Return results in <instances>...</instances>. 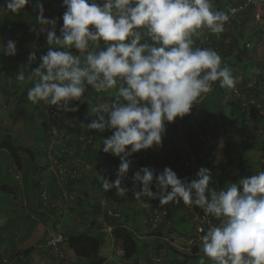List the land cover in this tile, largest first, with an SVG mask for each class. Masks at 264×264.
Returning <instances> with one entry per match:
<instances>
[{
	"label": "clouds",
	"instance_id": "9594fccd",
	"mask_svg": "<svg viewBox=\"0 0 264 264\" xmlns=\"http://www.w3.org/2000/svg\"><path fill=\"white\" fill-rule=\"evenodd\" d=\"M28 3L4 0L3 6L18 15ZM62 4L65 11L57 35L56 20L45 17L41 0L35 2L40 28L37 33L34 25L29 31L46 33L49 48L28 77L33 86L27 99L67 113L79 110L72 102H84L88 86L110 98L90 107L94 118L86 128L112 132L104 138L102 151L118 157L120 164L115 180L105 178L101 183L105 192L115 188L123 197L133 155L161 147L166 122L189 115L198 98L212 91L213 82L235 88L237 81L227 66H221L220 55L195 46L205 30L221 34L229 16L213 10L211 0H62ZM0 53L15 56L16 41L0 44ZM29 61H36L34 52ZM16 78L24 81V72ZM211 180L206 167L191 180L178 178L170 167L162 171L142 167L131 176L134 188L139 187L137 199L147 196L161 205L182 201L219 220L200 237L203 256L198 264H206L204 257L210 264H264V171L219 191L209 186Z\"/></svg>",
	"mask_w": 264,
	"mask_h": 264
},
{
	"label": "crops",
	"instance_id": "0c3cea01",
	"mask_svg": "<svg viewBox=\"0 0 264 264\" xmlns=\"http://www.w3.org/2000/svg\"><path fill=\"white\" fill-rule=\"evenodd\" d=\"M35 2L36 0H29V3L26 4L24 9L17 15L6 10L3 6L4 0H0V44H6L8 40H14L17 44V54L15 56H5L0 53V76L6 75L7 71V75L9 74L8 76L0 77V127L4 126L10 136L4 139L3 142L11 140L16 145H23L30 149L29 152L21 151L22 165L20 167L16 164L7 148H0V150L5 151L13 161V163L4 169V174L11 177V182L2 181V175L0 176V247L2 248V251H0V264H57L54 259L55 255L53 250L48 247L50 251H47V240L51 233H60L63 231L66 234H64L65 240L61 243V246L62 251L65 252L68 258H59L61 263L58 264H89L86 259L79 258L75 255L68 242L70 236L80 233L102 235L103 243L100 248V255L105 259L103 264H113L114 261H112L111 256L108 254L112 253L113 248L117 250L123 249L120 243L115 247V242H117V240L112 234L113 225L110 224L108 228L92 227L89 231H80V229L77 231L79 225L76 224L75 227L68 226V230H70L68 231L66 228L67 224H65L66 218L67 220L68 217L71 218V211L74 215L76 211L74 210L73 212V210H70L71 203L67 205L66 198L68 197L67 194H70V192H74L75 194L83 192L84 197H82L79 202H81L82 206L84 203L89 204L88 201L95 199L94 194L96 190L94 189H96V184L100 182V180L102 181V175L107 172L108 168L113 166L111 163H119V158L113 157L111 154L113 158H107L108 154L102 151L103 140L107 135L105 133H100L98 135L102 139L101 143L95 144L92 148L84 150L85 165L83 168L85 169V174L81 178L83 182H67L66 179L60 180L58 176H56V178L52 176L53 172L49 166L50 162L47 158L46 148L48 144H51L50 138L48 139V128L47 126L44 127V124L42 125L38 122L37 112H35L39 107L44 106L45 103L40 102L34 105L27 99L28 88L33 86V81L29 80L28 77L32 69L38 66L37 63L34 65L35 61H29V54L33 52L36 54L37 51L41 50L44 44L42 33L37 35L40 26L36 24L35 20L38 14L37 11H34ZM41 2L45 8V17L54 19L56 23L62 25V15L65 11L62 0H41ZM247 11L242 21V23L244 22V26H247L244 28L243 35L239 32V34H235L234 36H227L223 32V37L216 40L214 36L211 43L202 42V36L195 40V46L197 47L214 49L221 57L222 67L230 66L228 68H235L232 67V65L237 62H240L239 65H241L242 68L246 66V75H249V77H247V86H253L257 94L255 96L257 97V105L261 117L257 118L251 115L252 119H250V121H248L249 116H246V118L241 116V112L238 111V107H236L233 99L228 97L231 90L221 88L218 81L212 83V91L205 93L204 98L201 100V104L203 100L204 103L210 101L208 103L210 107L205 109L206 113L209 115L210 121L212 120L213 123L217 124L224 123L223 134L221 136L228 140V145L232 140H235L245 149L244 151L242 150V154H236V156H234L232 148L229 147L230 145L225 149V151L228 152L225 154L226 164L228 168L232 170L230 174L233 175L238 169L247 164L252 163V165H254L255 161L258 160L257 156L260 157L264 155V150L261 149V152H257L254 157L253 154H250L251 152H249V150H246L247 148H245L243 142L245 136L247 137L248 123L251 126H262V129L264 128V25L255 21L253 10ZM34 25L36 26L37 33L29 31V28ZM241 29H243V26L240 23L239 31ZM101 47H103V44ZM72 51L79 55V53H76V50L72 49ZM249 59H254L253 63L256 65H249L248 67ZM251 66L252 68H250ZM4 70L7 71L3 73ZM20 71H23L25 74L24 81H19L16 78ZM207 96H209V99L205 100ZM101 97L108 98L105 93H96L90 86L86 87L83 94V105L86 104V106L83 107L79 104V110L77 112H68L71 116L67 119L70 121V126H77L83 111L90 112V107L97 104V100L100 101ZM214 101L217 103V108L212 107L211 103ZM31 107L33 108V112L27 115L24 108ZM34 108L38 109L34 110ZM197 110L201 111L200 108H197ZM81 120H85V116H83ZM68 121L66 122L69 123ZM216 128V126L211 127V129L214 130ZM17 136H19L24 143H18L16 139ZM221 136L218 135V137ZM89 150L95 153V157L92 159L93 163L87 160ZM160 152L161 150H157V153L146 154V157H149L150 168L162 171L165 167H170L173 170V164L169 165L167 161L163 160L159 156ZM216 154L218 155V152H216ZM67 155L68 154H65V156ZM38 160H41L40 165L38 164ZM212 170L213 169L210 170L211 174ZM226 171L229 170L227 169ZM94 172L96 175L99 174L98 177L100 180H95ZM50 175L54 180L51 179ZM233 182L235 181L232 178L231 181L225 182V185L227 186ZM135 188L137 191L139 190V187ZM71 189L74 191H71ZM170 190L169 187V191ZM90 192L92 197L87 199V195ZM55 202H58L57 204L59 206L53 207ZM158 202H160L159 199H153L151 201L152 205ZM181 204L183 203L170 202L166 204L168 217L180 223V225H177L178 230H173L170 234L175 237L176 241L178 236L182 239H186L187 236L193 234L192 219L189 220L188 215L183 213L185 211H181L180 213L179 208ZM91 205L90 209L92 210L85 208L89 213H92L95 209L98 210V208H101V202ZM186 211L188 212L189 210ZM83 212L84 211H81L80 213L82 214ZM188 214L191 217L190 211ZM140 215L141 212L137 209L133 211L135 220L141 221ZM183 215H186V219L188 218L186 222L191 223V231H188L187 227L183 225L185 223L181 222L183 220ZM130 216H132V212H129V217ZM211 219L214 223L219 222V220L213 216ZM87 220L90 223V220ZM64 225L65 228L62 229ZM137 225L140 226L141 224L137 222ZM130 226L131 225L128 227L132 229ZM132 230L135 232L138 239V254L133 258L131 257L133 263L140 261L142 252L143 254L145 253L143 250L146 248V239L149 243L155 244L156 246L154 247L157 248L163 245L168 247L169 243H171L170 240L168 242L167 238L169 234H165L163 230L159 232L153 230L159 235L157 240L154 238L155 235L152 232L146 234L142 229L140 232H136L134 228ZM148 237H151V239ZM174 245L181 248L177 243H174ZM173 258L176 257L174 256ZM205 261L206 264H210L208 259H205ZM143 263L146 264V260ZM174 264L177 263L175 262Z\"/></svg>",
	"mask_w": 264,
	"mask_h": 264
},
{
	"label": "rangeland",
	"instance_id": "374dc122",
	"mask_svg": "<svg viewBox=\"0 0 264 264\" xmlns=\"http://www.w3.org/2000/svg\"><path fill=\"white\" fill-rule=\"evenodd\" d=\"M256 3H251L249 7H253V16L257 23L264 25V0H255ZM231 0H211L213 10H219V11H225L227 7L230 5ZM235 2L238 3V0H235ZM248 7V8H249ZM243 9L240 11L238 19L233 21L230 24L224 25V33L227 36H234L235 34H239V28H240V22L243 20L244 15L246 14L247 9ZM260 14V19H257L256 14ZM245 18V17H244ZM252 19V18H251ZM252 21V20H251ZM58 24V23H57ZM247 26H243L244 28ZM222 32V33H223ZM245 34V33H244ZM243 35V34H242ZM228 42V41H227ZM47 46H42L41 50H44ZM40 51H37V53ZM254 59L248 60V67L249 65H256L253 63ZM240 62L235 63L232 65V67L235 68H229L231 75L235 80L237 81L235 88L237 89V86H239L243 78L246 75V66L244 68L239 65ZM252 68V66L250 67ZM249 70V68H248ZM7 71V70H6ZM8 72V71H7ZM6 72V75L0 76H8ZM245 73V74H243ZM250 73V72H249ZM244 75V76H243ZM249 77V75H246V78ZM232 90V89H230ZM205 94V93H204ZM204 94H202L196 103L193 104L191 112L193 114H196L198 112L197 106L201 102L202 98H204ZM229 98H232L231 93L228 96ZM109 98V97H108ZM106 97H101L100 101L97 100V104L101 103L103 101L109 100ZM75 105V104H74ZM83 106V103L80 104ZM50 105H44L38 108H34V110L38 109L37 116H38V122H40L44 127L46 126V120H45V113L46 109H48ZM27 115H29L30 112H33V108H24ZM90 111V110H89ZM193 114L186 115L185 117L181 118V123L179 126V131L171 132L172 134L169 135V132L172 128V122L167 123L166 122V133L163 136L162 140V146L158 148H150L148 150H141L140 152L136 153L132 157V164L130 166L129 170V178L124 181V184L122 186L127 187V191L124 193L123 197H120L116 194V189H109L106 192L102 188V181L98 177V175L93 173L95 175V180H100L96 184V190L95 191V199L88 201V203H84L83 206L81 204L80 199L84 197L83 192H79V194H75L74 192H70V194H67V205L68 203L70 205V210H74L75 215L72 214L71 211V218L68 217V220L66 218L67 224V230L68 226H74L77 224L79 225L77 227V231L80 229V231H89L92 229V227H100V228H108L110 226L109 219L107 218V215L105 214V210H111L112 213L110 215H114L117 217V220L121 222L122 224H127L128 226L135 229L136 232H140L142 229L144 233L150 234L152 232L155 235V239L157 240L159 235L155 233L158 230L162 231L165 234H169L167 236L168 242L170 240L171 243H169L168 247L163 245L162 247H154L152 243H149L146 239V248H144L143 251H145V255L141 254V260L137 261L136 263H133V259L128 258L125 256V251H122L121 249H115L113 248L112 253L108 254L111 256L113 264H144L143 262L146 260V264H174L175 262L177 264H198V261L200 257L203 256L202 248H201V242L195 241V216L200 214H205L202 209H199L197 207H188L186 205L181 204V207L179 208V211H185L184 214L188 215L189 220L192 219L193 222V234L190 236H187L186 239H182L180 236H178V239L176 241L175 237L170 235L173 230H178V226L180 223H177L175 220H172L168 217V212L166 209V204L161 205L160 202L157 204L152 205L151 201L152 198H149L147 196L141 197L140 199H137L134 195L136 188H134V185L131 181L132 172L134 170V167L139 166V163L141 160H144L146 158V154H153L157 153V150H161L159 153V156L167 161L169 165L173 164L172 168L174 169L176 174L180 170H182L185 167V163H187V174L190 176H193L194 179L196 178V173L200 167H206L208 169L212 170V180L210 181V187L213 189H216L217 191L223 189L226 187L225 182L231 181L232 178L235 182H238L241 178L249 177L251 175H254L255 173H259L264 171L262 168V160L264 159V155H261L260 157L257 156V159L255 161V164H247L246 166L240 168L237 170V172L233 175L230 174L232 172L231 169L228 168V165L226 164V155L228 152L225 151L226 148L231 147L233 150L234 156L242 154V152L245 150L243 149L239 143L235 140H232L231 143L228 145V140L224 139L223 136V125L213 123V121H204L203 123H198ZM249 115L248 121L252 119L251 114ZM62 120L60 124V130L58 132V135L55 136L52 140L50 139L51 144L47 145V158L50 162V168L53 175L52 176H58L60 180L66 179L67 182H83L81 181V178L85 174V169L83 168L85 165L84 162V150L88 148H92L93 145L101 143L102 139L99 137L98 134H100L96 130L89 131L86 128V125L90 123L91 119L94 117L90 114V112L83 111L81 115V119L83 116H85V120L79 121L77 126L72 125L70 126V121H68V117H71L68 112H61ZM73 118V117H72ZM90 119V120H89ZM68 121L69 123H67ZM217 124V125H213ZM212 126H216L217 128L211 129ZM195 129L197 133H204L211 137V139L208 141V146L206 149H203L199 154L195 150L194 146L191 144L190 140V131ZM103 133L107 135V137L112 135V132L110 130H105ZM40 134V133H39ZM220 135L221 137H218ZM247 137L244 138V145L246 150H249L251 152L250 154H253L254 157L256 156L257 152H261V149L264 150V128L262 129V126L255 127V125L251 126L248 123V132ZM50 134L48 135L49 139ZM9 136V132L5 130L4 126L0 127V143L4 141V139H7ZM18 143H24L19 136L16 137ZM101 145V144H100ZM130 147V146H129ZM242 148V149H241ZM70 151H69V150ZM214 150V151H213ZM241 150V151H240ZM243 150V151H242ZM50 152V154H49ZM70 152V153H69ZM218 152V155L216 154ZM73 153V154H72ZM65 154H68L65 156ZM72 154V156H71ZM107 154V153H106ZM202 154V155H201ZM70 155V156H69ZM252 156V155H251ZM111 155L108 154L107 158H110ZM115 157V156H113ZM111 157V158H113ZM225 158V159H224ZM262 158V159H261ZM260 159V160H259ZM41 160H38V164L40 165ZM119 163H111L113 166L108 168L107 172L102 175V180L105 178H108L110 180H115L116 176L110 177L111 170L119 166L120 160L118 159ZM224 162V164H223ZM260 164H259V163ZM11 163H13L12 159L9 155L5 153V151L0 150V176L2 175V181L11 182V177L9 175L4 174V169L9 166ZM184 165L182 169H177L180 165ZM226 164V165H225ZM219 165V167H218ZM213 166V167H212ZM90 168V167H89ZM88 168V169H89ZM229 171H226V170ZM41 172V171H40ZM39 172V173H40ZM38 175V174H37ZM179 175V174H178ZM52 176L50 175L51 179ZM181 176V175H180ZM182 179H184L182 177ZM54 180V179H53ZM1 189V185H0ZM153 191H156L155 186L152 188ZM71 191H74L71 189ZM92 197L91 192L87 195V199ZM116 201L118 203L116 204ZM98 202H101V208H98V210H94L92 213H89L87 209L89 210L91 208V204H96ZM182 202V201H181ZM58 203V202H57ZM56 202L54 203L53 207L59 206ZM186 209H185V208ZM84 208V209H83ZM138 210L141 212V221L135 220L133 217V211ZM80 210V211H79ZM130 210V211H129ZM186 210H189L191 213V217L189 216L188 212ZM81 211H84L82 214ZM129 212H132V216L129 217ZM166 212V213H165ZM209 217V220L213 222L211 219V215H207ZM187 218V219H188ZM90 220L89 221L87 220ZM186 215H183L182 223H185L188 231H191V223L186 222ZM184 221V222H183ZM137 222L141 224L140 226L137 225ZM214 223V222H213ZM81 225V226H80ZM184 227V226H183ZM65 228V225L62 229ZM70 231V230H68ZM104 231V230H103ZM134 232V231H133ZM63 236L64 231L60 232ZM104 233V232H103ZM135 233V232H134ZM65 237V236H64ZM151 239V237H148ZM164 240V239H163ZM173 242V243H172ZM115 247L119 245V242L116 244ZM174 243H177L181 246V248H178L174 245ZM47 246V251H50V247ZM54 253V259L58 263H61V260L59 258H66L65 252L63 253ZM59 254V255H57ZM59 256V257H57ZM176 258H173V257ZM68 258V257H67ZM205 259H208L207 257H204Z\"/></svg>",
	"mask_w": 264,
	"mask_h": 264
},
{
	"label": "trees",
	"instance_id": "16d2710c",
	"mask_svg": "<svg viewBox=\"0 0 264 264\" xmlns=\"http://www.w3.org/2000/svg\"><path fill=\"white\" fill-rule=\"evenodd\" d=\"M244 1L245 0H238V3H237V2H235V0H231L230 4L237 5V4L243 3ZM249 6H251V5H249ZM249 6H247L246 8H248ZM225 10H227V9H225ZM247 10L252 11L253 7H249ZM223 12H225V11H223ZM247 12H249V11H247ZM238 17H240L239 14L232 17L231 23L234 20L236 21L237 19L239 21L240 19ZM242 21L240 23L242 26H244V22L242 23ZM239 32H240V34H242L243 29H241ZM222 35H223V33L217 35V34L211 33L210 31L205 30L203 32V34L201 35L202 37L201 36L200 37H201L202 42L211 43L214 36L216 37V40H218V39H220V37H223ZM34 65H36V63ZM227 67H230V66H227ZM243 74H245V73H243ZM247 84H248L247 78L244 77L242 83L239 86H237V91L235 92V88H233L231 90L230 93H231L233 102H235L236 107H238V111L241 112L242 117L246 118V116H249L248 114H251V115L256 116L257 118H260L261 114L259 111V107L257 105L258 104L257 103V97L255 96L257 94L255 93L253 86H247ZM82 99H83V97H82ZM207 99H209V96H207L205 100H207ZM209 102L210 101H206V103H204V100H203V103L201 104V102H200V104L197 106V108H200L201 111L198 110V112L196 114H193L191 112V114L194 115V118L196 120L201 119L202 123L206 120L207 121L210 120L209 115L205 111V109H208L210 107L208 104ZM82 103L83 102L72 103V104H82ZM211 104H212V107L217 108V103L215 101ZM85 106H86V104L83 105V107H85ZM180 123L175 124L172 122V128H171L169 135L172 134L171 132H175V130L179 131ZM190 140H191V144L194 146L195 150L199 154L203 150L202 140H201L200 133H197L194 128L192 131H190ZM3 147L7 148L10 151V153H11L12 157L14 158L16 164L20 167L22 165L21 151H27V152L30 151V149L26 148L23 145L14 144L11 140H8V141L0 144V148H3ZM93 152L94 151L89 150V153L87 155V160L92 162V163H93L92 159L95 157L94 156L95 153H93ZM183 166L184 165L182 164L177 169H182ZM142 167H150L149 157H146L144 160H141V162L139 163V166L134 168L132 174L136 170H139ZM175 171H176V169H175ZM177 176L182 179V177L180 175L177 174ZM105 214L107 215V218H110L109 223L111 225H113L112 234L114 235L117 242H119L121 244L123 250L125 251V256L128 258H131V257L133 258L134 256H136L138 254V242H137L138 239L136 237V234L127 225L119 222L117 220V217L115 216V214L110 215L109 210L108 211L105 210ZM157 232H159V231L157 230ZM68 242H69L70 248L73 250V252L75 253V255L77 257L86 259L89 262V264H103L104 263L105 259L100 255V248H101L102 243H103L102 235H91L89 233H80V234L70 236L68 238Z\"/></svg>",
	"mask_w": 264,
	"mask_h": 264
},
{
	"label": "built area",
	"instance_id": "2783aa9c",
	"mask_svg": "<svg viewBox=\"0 0 264 264\" xmlns=\"http://www.w3.org/2000/svg\"><path fill=\"white\" fill-rule=\"evenodd\" d=\"M251 3H256L255 0H245L243 3L237 4V5H233L230 4L227 7V10L225 13L228 14L229 16V20L225 23V24H230L231 23V19L232 17L238 15L240 13V11H242L243 9H245L249 4ZM257 19H260V14H256ZM61 24H57L56 23V31H57V35H59V28H60ZM48 28H50L51 26H46ZM219 35V34H218ZM42 37H43V41L44 44L43 46H47L44 50H40V52L36 53V61L35 63H39V58L41 55L46 54L49 46L47 45L46 42V33H42ZM6 71L4 70L3 73H5ZM237 91V89L235 88V92ZM81 101H73L72 103H79ZM45 120H46V126L48 128V132L50 134L49 138L52 140L55 136L58 135V132L60 130V124H61V120H62V116H61V112H57L56 107L55 106H49L48 109L45 110ZM181 122V118L177 117L175 119V121L173 123L175 124H179ZM198 123H201V119H198L197 121ZM201 136V140H202V148L206 149L208 146V141L211 139L210 136L204 134V133H200ZM202 155V154H201ZM185 167L180 170L178 172L179 175H181V177L183 178H188L189 180L194 179L193 176H190L187 174V163L184 164ZM118 166L114 167L111 170V174L110 177L116 176V170H117ZM262 168L264 169V159L262 160ZM118 203V201H116V204ZM194 207V206H193ZM109 213H112L111 210H109ZM220 222L218 223H213L212 221L209 220V217L206 214H200L195 216V241H200V237L210 228V227H214V226H218ZM201 229H203L204 231L202 232ZM65 238L62 234L60 233H51L48 240H47V245L53 250V252L56 253H63L62 251V246L61 243L64 242ZM122 251H124L123 249H121ZM0 251H2V248L0 247ZM59 255V254H57ZM62 255V254H61ZM63 256V255H62Z\"/></svg>",
	"mask_w": 264,
	"mask_h": 264
}]
</instances>
